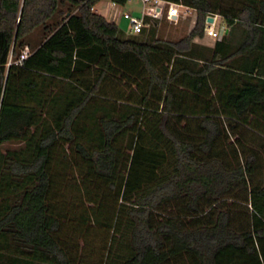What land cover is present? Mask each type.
I'll use <instances>...</instances> for the list:
<instances>
[{"label": "trees", "instance_id": "obj_1", "mask_svg": "<svg viewBox=\"0 0 264 264\" xmlns=\"http://www.w3.org/2000/svg\"><path fill=\"white\" fill-rule=\"evenodd\" d=\"M164 1L0 0V264H264V0Z\"/></svg>", "mask_w": 264, "mask_h": 264}, {"label": "built area", "instance_id": "obj_2", "mask_svg": "<svg viewBox=\"0 0 264 264\" xmlns=\"http://www.w3.org/2000/svg\"><path fill=\"white\" fill-rule=\"evenodd\" d=\"M145 5V9H143L142 14L140 16H136L129 12H124L122 14L123 18L128 20L129 23V31L132 33H139L144 25L143 17L150 16L153 18H159L165 15L166 19L172 22H177L180 13L178 7H184L185 12L192 10L188 7L182 6L180 4H176L173 2H166L164 0H142ZM211 16L213 20L211 22L207 21V17ZM205 24H204V34L216 41L221 38L224 33L227 32V27L225 23L222 21L220 15L213 14L207 15ZM30 53V49L28 46H25L21 51L19 58L15 61V63H21L23 59H25Z\"/></svg>", "mask_w": 264, "mask_h": 264}, {"label": "rangeland", "instance_id": "obj_3", "mask_svg": "<svg viewBox=\"0 0 264 264\" xmlns=\"http://www.w3.org/2000/svg\"><path fill=\"white\" fill-rule=\"evenodd\" d=\"M108 0H102V3L105 5L106 2ZM102 4V5H103ZM122 9L124 10H128L130 9V4L125 2L124 4L120 5ZM134 15L136 16H140L139 12H140V6L138 5L137 7H134ZM178 10H179V13H180V17H179V27H182V28H185L187 29V31H189L193 25H194V22H195V18H196V15H195V12L193 10H189L188 12H185V8L184 7H178ZM172 24H175V22H172ZM121 26H122V29L125 30L126 32L128 31L129 32V23H128V20L125 19V18H122L121 20ZM170 31H173L172 29H167V32L170 33ZM168 35V34H166ZM195 41L199 42V43H202V44H205V45H208V46H212L214 41L210 38H208L204 33H203V36L202 37H197L195 38ZM17 146L16 143H12L9 145V147H15Z\"/></svg>", "mask_w": 264, "mask_h": 264}, {"label": "crops", "instance_id": "obj_4", "mask_svg": "<svg viewBox=\"0 0 264 264\" xmlns=\"http://www.w3.org/2000/svg\"><path fill=\"white\" fill-rule=\"evenodd\" d=\"M127 3L130 4V9L124 10L121 8L119 4H115L108 0L104 5L102 0H98V2L94 5V10L102 15H104L108 20L114 21L117 23L121 28V20L123 18L122 14L124 12H129L134 14V7L140 6V14H142L143 9H145V5L143 4L142 0H127ZM103 4V5H102ZM128 32V31H127Z\"/></svg>", "mask_w": 264, "mask_h": 264}, {"label": "water", "instance_id": "obj_5", "mask_svg": "<svg viewBox=\"0 0 264 264\" xmlns=\"http://www.w3.org/2000/svg\"><path fill=\"white\" fill-rule=\"evenodd\" d=\"M213 18L211 16L207 17V21L211 22Z\"/></svg>", "mask_w": 264, "mask_h": 264}]
</instances>
